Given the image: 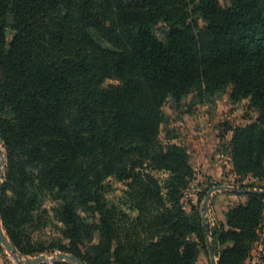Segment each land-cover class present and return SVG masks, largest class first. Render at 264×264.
<instances>
[{"label": "trees", "instance_id": "16d2710c", "mask_svg": "<svg viewBox=\"0 0 264 264\" xmlns=\"http://www.w3.org/2000/svg\"><path fill=\"white\" fill-rule=\"evenodd\" d=\"M224 89L260 111L236 128L232 154L239 174L262 175L264 0H0V135L10 156L0 216L12 244L25 257L64 252L88 264H197L210 243L218 264H244L264 194L245 193L225 221L206 222L182 203L194 175L186 151L159 138L169 97ZM151 169L170 172L164 186ZM110 177L127 186L133 214L107 203ZM47 192L60 200L49 245L39 237Z\"/></svg>", "mask_w": 264, "mask_h": 264}, {"label": "rangeland", "instance_id": "374dc122", "mask_svg": "<svg viewBox=\"0 0 264 264\" xmlns=\"http://www.w3.org/2000/svg\"><path fill=\"white\" fill-rule=\"evenodd\" d=\"M220 1L224 4L231 3V0ZM166 29L165 23H160L155 28L158 36L163 40ZM14 35L13 29L9 26L7 29L8 42L13 40ZM163 110L167 118L160 126L159 138L184 148L194 170L193 178L183 190L182 203L188 211L192 212V207H194L199 216H203L206 222L213 225L225 218V212L229 208L247 200V196L239 190L240 188L254 187L264 190V174L253 172L245 175L239 174L232 154V138L236 128L256 123L260 115L257 108H250L246 100L234 103L231 99V89H224L204 97L191 94L183 97L179 102L169 97ZM1 144L0 161L4 160L5 166L3 169L1 165L0 173L4 172V184L7 180L10 156L3 140ZM14 158L16 161L20 160L23 158V152L15 150ZM151 170L164 186L170 172ZM107 185V203L118 205L133 214L129 209L128 188L125 183L110 177ZM213 187L218 188L213 191L209 202L205 204L208 191ZM59 203L56 192H47L43 207L48 211V222L41 229L39 237L48 245L53 243L59 235L60 223L53 214ZM80 213L92 219L81 210ZM259 233L260 237L254 244L252 254L244 264H264V219ZM99 238L100 234L96 231L93 243H97ZM57 253L60 252H48L43 255L52 257ZM0 258L6 264H18L6 247H4L3 254L0 253ZM197 264H212L209 250L203 249L200 252Z\"/></svg>", "mask_w": 264, "mask_h": 264}, {"label": "water", "instance_id": "95a60500", "mask_svg": "<svg viewBox=\"0 0 264 264\" xmlns=\"http://www.w3.org/2000/svg\"><path fill=\"white\" fill-rule=\"evenodd\" d=\"M1 143H2V139L0 137V147L2 145ZM0 152H1V148H0ZM1 165H3V169H4V166H5L4 160L0 161V167H1ZM3 177H4V172L1 171V173H0V193H1V190L3 187ZM217 188L218 187H213L208 191V194H207L206 199H205V204H207L209 202L213 191ZM227 188H230V187H227ZM239 190L243 193H246V194L251 193V192L264 194V190H262V189L240 188ZM0 241L4 245V247H6L10 251V253L13 255V257L15 258V260L17 261L18 264H45V263H55V262L56 263L68 262L70 264H88L84 260H82L81 258H79L73 254L64 253V252L57 253L56 255H54L52 257H48L46 255H41L38 257H34V258L22 256L20 254V252L18 251V249L12 244L8 235L6 234V231L4 230V226H3L1 216H0ZM208 248H209V252L211 255L212 264H218L216 255H215L214 250L212 249V246L210 243L208 244Z\"/></svg>", "mask_w": 264, "mask_h": 264}, {"label": "crops", "instance_id": "0c3cea01", "mask_svg": "<svg viewBox=\"0 0 264 264\" xmlns=\"http://www.w3.org/2000/svg\"><path fill=\"white\" fill-rule=\"evenodd\" d=\"M221 220H222V221H225V218H224V219H221ZM0 264H6V263L4 262L3 259L0 258Z\"/></svg>", "mask_w": 264, "mask_h": 264}]
</instances>
